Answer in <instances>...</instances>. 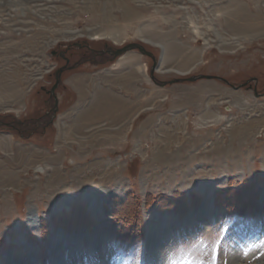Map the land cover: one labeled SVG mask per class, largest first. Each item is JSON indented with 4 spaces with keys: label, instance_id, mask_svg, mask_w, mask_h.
Returning <instances> with one entry per match:
<instances>
[{
    "label": "rangeland",
    "instance_id": "1",
    "mask_svg": "<svg viewBox=\"0 0 264 264\" xmlns=\"http://www.w3.org/2000/svg\"><path fill=\"white\" fill-rule=\"evenodd\" d=\"M230 14L240 27L230 25ZM247 21L264 29V0H0V120L47 110L40 86L50 88L53 79H36V68L42 64L45 71L56 62L52 50L77 41L98 48L139 42L156 58L164 51L152 41L179 45L183 55H196L194 61L185 69L183 58H176L172 68L187 73L164 66L155 73L158 81L196 74L225 80L157 85L151 58L138 50L65 71L56 88L63 97L59 114L89 100L87 94L77 101L63 84L74 72L89 73L90 92L106 80L133 81L114 75L139 71V92L117 89L126 96L115 100L130 101V109L123 116L107 114L112 122L98 114L89 129L84 115L76 118L84 124L60 125V132L59 117L33 135L0 125V264H54V254L65 255L58 247L94 246L99 237L115 264H220L224 255L239 264L241 251L244 264H264V255L255 256L264 251V30L243 29ZM95 100L88 108L99 107ZM86 135L92 137L87 144ZM105 136L113 140L99 148ZM219 192L249 206H222L215 199ZM130 196L142 205V229L134 231L136 224L112 216L115 203ZM182 199L201 202L180 216L168 203ZM80 212L89 225L61 227Z\"/></svg>",
    "mask_w": 264,
    "mask_h": 264
},
{
    "label": "bare ground",
    "instance_id": "2",
    "mask_svg": "<svg viewBox=\"0 0 264 264\" xmlns=\"http://www.w3.org/2000/svg\"><path fill=\"white\" fill-rule=\"evenodd\" d=\"M229 18H230L229 23H230V25L234 29H236L235 27H240V24H237V23H236V26H235V24H234L235 23L234 17H232L231 14L229 15ZM248 18H250V17L248 16ZM243 20H246V19H243ZM243 27H244L243 29H245L247 31H251V32H255V30H257V31L258 30H264L263 28L261 29V27L258 26V24H251L248 21L243 24ZM94 38L99 39V38H101V36L100 37L99 36H95ZM152 42L156 46H159L164 51L163 52V55H162V58H161V62L159 64V66H158V70H161V67H164V66L167 68V69H164L165 67L163 68L164 71H166V72L169 71V70H177V69L172 68V66L170 64L174 63L175 62V59L176 58L178 59L179 57H182L183 58V65H181V66L183 68H185V69H188L186 67L189 66L188 64H189L190 60L193 59L192 57H194V58L196 57L195 54L192 55V56L189 55V54L183 55L184 52L182 51V47H180L179 45L177 46V45L174 44L172 46H168L167 44H165L163 42H160V41L159 42L152 41ZM126 59L127 58L124 57V60H126ZM124 60L122 59L121 61L123 62ZM193 61H194V59H193ZM127 72H126V74H121V73L120 74H117V75H115L114 78L117 79V80H120V81H126V78L128 80H131V79L132 80H136L138 78V74H139L138 72L139 71H134L133 72V71L127 70ZM177 72L187 73V71L184 70V69L177 70ZM109 98H111V97L110 96L109 97H105V93L104 92H101V94H99L98 99L95 100V105L100 106V108L102 109V111L99 113L101 116H103L105 114V112H108L111 109V108H108L107 110L104 109V107L106 105L105 104V101H107V99H109ZM128 105H131V103L128 104ZM128 105H127L126 102H117V107L119 108L117 112L126 111L127 110L126 108H127ZM94 109L95 108H91V109L90 108L89 109L87 108L82 113H79V116L78 117H81V115H84L85 117L83 118V120H84L83 122H85L87 120H88V122L89 121H92L90 119L91 118L93 119V117L96 116V114H98V113H95ZM88 118H90V119H88ZM94 119H96V118H94ZM115 120H119V119L116 118ZM79 121H80V119H79ZM79 121L77 122V120H75V122H76L75 124H77L78 126L83 123V122L82 123H79ZM1 141H2V139H1ZM260 197H261V199H260L261 202L264 203V190L260 194ZM199 209L201 210V208H199ZM200 210L195 211L190 217H197V215L199 214V211ZM184 219L187 220L188 217H186ZM104 241H105V238L104 237H99V238L96 239V244L94 246H88L89 245V243H88L89 241H86L85 242L86 243V246L85 247H81V246L73 247L74 245H71V246L68 245L69 247L67 248V246L62 245V247H58V249H56V251L57 252H59V251L62 252V251H64V248H65V253H63L65 255L62 256V257H60L59 255L54 254L52 256V259L54 260V264H80L81 259H82V257H83L84 254H85L84 256H87V259L86 258H83L84 259V264H115V262L113 261V259L112 258L111 259L109 258V255L111 253L110 247L107 246L106 248H104V243H105ZM230 252H231V250H228V253H230ZM236 253H238L239 262H240L239 264H244V262H243V251L236 252ZM153 254H155V252H153ZM260 255H264V251L261 252V253L255 254V256H260ZM228 257L229 256H225V255L222 256V258H221L222 259V262L220 264H233ZM231 257L233 259H235V256H231ZM244 257L246 259H248V260H252L254 258V254L252 253V251H246L245 254H244ZM14 264H19V262H15L14 261Z\"/></svg>",
    "mask_w": 264,
    "mask_h": 264
},
{
    "label": "flooded vegetation",
    "instance_id": "3",
    "mask_svg": "<svg viewBox=\"0 0 264 264\" xmlns=\"http://www.w3.org/2000/svg\"><path fill=\"white\" fill-rule=\"evenodd\" d=\"M117 48H113L112 46H109L107 43H103V47L98 48L95 46H92L90 43H87L85 41H77L71 44L64 45L63 50L62 49H55L53 50V58L56 59V71L53 72L50 77L56 82V79L58 75L60 76V80L63 78L64 73L66 70H71L72 66H79L82 63H93V64H100L103 60L111 59L114 56V51ZM76 50H80L82 52L76 53ZM89 55V57H88ZM155 56V55H154ZM152 61V65L154 63V59L149 56ZM156 58V56H155ZM115 60V59H114ZM64 68L63 71L60 74V69ZM155 73L157 71H154ZM52 80V86L54 84ZM60 85V82H59ZM58 85V87H59ZM45 88L46 86L42 84L40 87L42 90H44L45 96H43L42 101L46 104L48 107L47 110L44 111V113H40L38 115H34L29 118H13L9 121H3L0 120V125L7 126L8 128H11L12 130H15L16 132L20 133L22 130H31L30 135H33L37 130L42 129L45 130V126L53 124V121L56 120L58 117L57 114H59L60 111L59 107L62 103L63 97L58 94L57 89L54 93L51 92V88ZM57 87V88H58ZM58 98V103L55 102ZM32 125V128L30 127ZM43 125V126H42Z\"/></svg>",
    "mask_w": 264,
    "mask_h": 264
},
{
    "label": "crops",
    "instance_id": "4",
    "mask_svg": "<svg viewBox=\"0 0 264 264\" xmlns=\"http://www.w3.org/2000/svg\"><path fill=\"white\" fill-rule=\"evenodd\" d=\"M107 69H110V68H107ZM122 71V70H121ZM121 71H117V72H115V73H119V72H121ZM125 70H123V72H124ZM127 71V70H126ZM130 71V70H129ZM131 71H133L134 72V70H131ZM113 71H111L110 72V75L111 74H115ZM91 74V73H90ZM107 74V73H106ZM115 76V75H114ZM86 77H88L89 79V81H90V76H89V73L88 72H79L78 74H75V72L74 73H72L71 75H68V77H66L65 78V83H66V85L69 87L68 89H70L71 91H73L74 92V95H75V98H76V100L78 101V100H81V98H86L87 97V94L89 95L88 97H89V100H87L85 103H84V105L83 106H74V105H71L68 109H66L65 111H63V114L61 113V114H58L59 116V119L57 120V123H58V125H57V123L55 124L56 125V127H60V125H61V129H63L64 130V128H66L67 126L69 127V126H71V127H73L74 126V122H75V120H76V118H77V116L79 115V113H82L83 111H85V109H87L88 107H90L91 106V104H93V101L95 100V99H97L98 98V95H99V89H101V92H104L105 93V97H111V98H109V99H107V101H105V107H104V109L105 110H107L108 108H111L110 109V111H108V112H105V114L102 116V117H105L106 116V119L107 118H109L110 119V122H112V120H111V117H109V116H107V114H114V112H116V113H123L124 114V111H120V112H117L118 111V107H117V102H119V101H116L115 99H117L118 97H120V98H123V97H125L126 96V94H123V93H121V92H119L117 89H120V90H122V91H125V92H128V91H130L131 89H133V90H135V91H138L139 92V86L137 85V83L140 81V79H138V80H133V81H130V82H128V83H112V82H109V80H106V81H104L105 82V84H101L102 85V88H99V89H97L96 87L97 86H95V87H93V88H91V90L92 91H90L89 92V88H88V86H86V84H85V79H86ZM87 80V81H88ZM117 80V79H116ZM79 82H81L82 84H84L83 86V88H81L80 86H78V83ZM76 83H77V85H76ZM138 87V89H137V87ZM84 88H85V90H84ZM81 90H82V92H81ZM101 92H100V94H101ZM83 93V94H82ZM131 98H132V96H130ZM181 101H182V98H181ZM121 102H126L127 103V105L128 104H130L131 102L130 101H125L124 99H122L121 100ZM77 104V103H76ZM95 104V103H94ZM116 105V106H115ZM130 107H131V105H128L127 106V110H129L130 109ZM89 109V108H88ZM94 111H95V113H100L101 111H102V109L100 108V106L97 108V109H94ZM104 111V110H103ZM68 114H71V116H68ZM98 114H96V116H94L93 117V119L91 118H88V119H90V120H92V121H89L88 122V120L87 121H85V128L86 129H89L90 128V126H91V124H93V123H95V122H97L100 118L98 117ZM123 114L121 115V116H123ZM99 116L101 117V115L99 114ZM121 116H119V115H116L115 114V117H114V119L115 118H121ZM69 118H71V121H72V124L70 125V124H66V126L65 127H63L62 126V124L60 123V120H64V119H66V120H69ZM94 118H96V119H94ZM97 118H99V119H97ZM65 123H67L66 121H65ZM58 127V129H59V132H60V128ZM63 127V128H62ZM84 128V129H85ZM105 133H106V129H105ZM107 135V134H106ZM94 136V135H93ZM94 137H96V136H94ZM111 137V136H110ZM88 138H91L92 139V137H91V135H86V137H85V140H84V143H89V142H86V140L88 139ZM108 137L107 136H105V138H100V140H98V142H97V145H99V148H105L106 146L105 145H109V143H111V142H109V141H112L113 139H111V138H109V139H107ZM80 143H82V142H80ZM103 145H102V144ZM101 144V145H100ZM94 147L96 146V145H93ZM104 146V147H103ZM67 153H69V151L67 150V152L66 151H64V154H67Z\"/></svg>",
    "mask_w": 264,
    "mask_h": 264
},
{
    "label": "trees",
    "instance_id": "5",
    "mask_svg": "<svg viewBox=\"0 0 264 264\" xmlns=\"http://www.w3.org/2000/svg\"><path fill=\"white\" fill-rule=\"evenodd\" d=\"M258 194L259 192L255 193L253 192V197L255 195V199H258ZM183 195V194H182ZM184 196V195H183ZM216 202H218V204L222 205V206H226L229 209H238V208H243V207H247L249 205H246L242 202V198L239 197L238 195L232 196V195H228L225 193H221L219 192L216 195ZM140 200L137 198H133V196H130L127 200L122 201L121 204H119L117 201L114 205L113 208V217L116 221L123 223V224H136L133 231L136 229H142L140 227H142V225H140L141 219H140V214H141V202H139ZM172 201L174 200H170V202L168 203V207L171 210H174L176 213H179L180 216L185 215V213L187 214V212H190L194 207H197L200 204V200L199 199H191V200H177L176 203H173ZM147 206L151 204V197L148 196L147 200L145 201ZM162 203H165L164 201H162ZM249 204V203H247ZM91 223V219L87 217V214H84L83 212H80L78 215H74L72 217V219H70L69 221L59 224L61 225V227H64L65 230H70L73 229L75 227L78 226H87Z\"/></svg>",
    "mask_w": 264,
    "mask_h": 264
},
{
    "label": "water",
    "instance_id": "6",
    "mask_svg": "<svg viewBox=\"0 0 264 264\" xmlns=\"http://www.w3.org/2000/svg\"><path fill=\"white\" fill-rule=\"evenodd\" d=\"M134 49H138L139 52H141L142 54H145V55H148V56H151L153 59H154V63L152 65V68H151V71H150V77L152 78V80L155 82V84L157 85H162V86H165L167 84H174V83H180V82H183V81H189V82H195L197 80H200V79H212V78H215V79H220V80H224V78L220 77V76H216V75H210V74H196V75H192V76H189V77H183V78H174V79H171V80H165V81H158L154 75V71H157L158 70V66L161 62V58H162V55H163V52H161V55L159 58H155L154 54L147 50L143 44H139V42H131V43H128L127 45H124L122 47H119L117 48L115 51H114V56L115 57H121L123 56L125 53H127L128 51H131V50H134ZM64 68H61L60 69V74L61 72L63 71ZM225 81V80H224ZM59 82H60V76L58 75L57 79H56V82L55 84L52 86V88L50 89L52 93L55 92V88L58 87L59 85ZM240 86H243V85H240ZM240 86H234L236 88H239ZM56 98H57V95H56ZM58 101V98L55 102ZM58 103V102H57Z\"/></svg>",
    "mask_w": 264,
    "mask_h": 264
},
{
    "label": "built area",
    "instance_id": "7",
    "mask_svg": "<svg viewBox=\"0 0 264 264\" xmlns=\"http://www.w3.org/2000/svg\"><path fill=\"white\" fill-rule=\"evenodd\" d=\"M82 35V34H81ZM59 38V37H58ZM70 39V38H69ZM61 40H67V39H58V40H56L54 43H53V45H51L48 49L50 50V48L52 47V46H54V45H56L59 41H61ZM41 61V60H40ZM54 68V65H50L49 66V68L48 69H46L45 71L43 70V67H42V64L41 65H38L37 66V68H36V73H37V76H36V79H40V78H44L43 76H45V73H47V72H49L50 70H52ZM36 84L38 83V82H35ZM34 83V84H35ZM33 84V85H34ZM35 84V85H36ZM35 85H34V87H35Z\"/></svg>",
    "mask_w": 264,
    "mask_h": 264
}]
</instances>
